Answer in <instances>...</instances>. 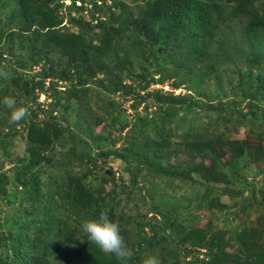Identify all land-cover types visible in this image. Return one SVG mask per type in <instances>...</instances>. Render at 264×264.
Instances as JSON below:
<instances>
[{
	"label": "trees",
	"instance_id": "1",
	"mask_svg": "<svg viewBox=\"0 0 264 264\" xmlns=\"http://www.w3.org/2000/svg\"><path fill=\"white\" fill-rule=\"evenodd\" d=\"M65 2L0 0V264H264V0Z\"/></svg>",
	"mask_w": 264,
	"mask_h": 264
},
{
	"label": "clouds",
	"instance_id": "2",
	"mask_svg": "<svg viewBox=\"0 0 264 264\" xmlns=\"http://www.w3.org/2000/svg\"><path fill=\"white\" fill-rule=\"evenodd\" d=\"M163 85L157 84L156 86ZM166 86L169 87L168 84ZM170 89L169 87L167 90ZM0 103L10 110L12 122L21 121L27 114L24 107L16 106L17 102L14 97H4L0 100ZM80 228L86 235L87 240L98 246L102 251L113 254L121 261L127 258L129 249L121 235L119 225L109 218L107 212H101L97 217L83 221ZM141 264H161V262L158 256L148 255L142 260Z\"/></svg>",
	"mask_w": 264,
	"mask_h": 264
},
{
	"label": "rangeland",
	"instance_id": "3",
	"mask_svg": "<svg viewBox=\"0 0 264 264\" xmlns=\"http://www.w3.org/2000/svg\"><path fill=\"white\" fill-rule=\"evenodd\" d=\"M109 1H110V0H107V3H109ZM67 2H68V1H66L65 3H67ZM82 15H83L85 18H88V12L83 11V12H82ZM65 26H69L71 29H74V27L71 26V25L68 23V21H66ZM168 83H170V82H168ZM168 83L166 82L163 86H156V85H153V86H151V88H152V89H154V88H159V89L163 88L162 90L165 91V90L169 89V87L166 86V84H168ZM174 92H175V93H182V94H183V93H184V87L179 88V89L175 90ZM42 98H43V95L40 96V99H42ZM126 104H127V103H124V106H125ZM128 111L131 112L130 110H128ZM183 124H185V122H184ZM183 124H182V125H183ZM182 125H180L178 122L176 123L175 121H172V126H173V127H177V131H179V128H180ZM98 128H99V127H98ZM98 128H97V129H98ZM242 131H243V129H239L237 133L232 134L233 137H234V138H240V137H243V132H242ZM257 138H259V137H257ZM175 140H177V138H175ZM22 150H23V141H22V139H20V140H17V141H16L15 147L12 149V153H13V154H15V153L21 154ZM180 151H182V150H180ZM180 154H182V153L180 152ZM206 161H208V159H206ZM7 164H8V163H6L5 166H6ZM121 165H122V163H116V162H113V166H121ZM203 221H205V219H204Z\"/></svg>",
	"mask_w": 264,
	"mask_h": 264
}]
</instances>
